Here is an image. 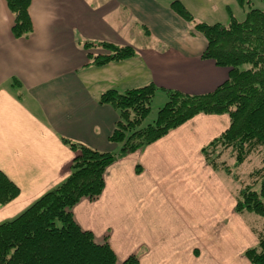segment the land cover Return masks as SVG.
I'll return each instance as SVG.
<instances>
[{
	"label": "crops",
	"instance_id": "0c3cea01",
	"mask_svg": "<svg viewBox=\"0 0 264 264\" xmlns=\"http://www.w3.org/2000/svg\"><path fill=\"white\" fill-rule=\"evenodd\" d=\"M172 1L31 0L33 31L16 37L14 14L0 0V170L20 188L0 208V223L69 176L78 152L62 137L120 150L109 140L119 113L100 103L104 91L154 83L158 110L163 88L202 94L228 78V68L203 58L206 37ZM193 2L183 0L195 21L221 22ZM86 41L132 45L136 54L98 65L89 52L107 51L88 50ZM229 125L227 113H200L118 159L101 195L73 206L75 220L107 239L119 260L134 253L139 264H253L245 252L259 241L254 217L236 211L230 184L202 153Z\"/></svg>",
	"mask_w": 264,
	"mask_h": 264
},
{
	"label": "trees",
	"instance_id": "16d2710c",
	"mask_svg": "<svg viewBox=\"0 0 264 264\" xmlns=\"http://www.w3.org/2000/svg\"><path fill=\"white\" fill-rule=\"evenodd\" d=\"M7 3L14 14L13 34L28 36L33 31L31 0ZM171 6L187 21L195 22V28L207 39L203 58L228 68V78L202 94L163 88L167 101L147 124L160 87L149 83L125 91H104L100 103L110 104L119 113L109 140L120 144V150L100 151L62 137L78 152L71 173L19 215L0 223V264H139V256L134 253L119 260L107 239L98 242L93 231L77 223L72 208L83 197L96 199L101 195L106 169L115 161L143 149L200 113L230 116L229 127L205 145L202 153L231 188L236 187V211L254 217L250 223L259 241L245 254L253 264H264V6L249 2L245 18L239 20L231 13L228 24L195 21L183 0H173ZM83 47L107 51L89 52L98 65L136 54L132 45L106 41H86ZM256 160L253 169L242 175V167ZM19 194V186L0 170V208Z\"/></svg>",
	"mask_w": 264,
	"mask_h": 264
},
{
	"label": "rangeland",
	"instance_id": "374dc122",
	"mask_svg": "<svg viewBox=\"0 0 264 264\" xmlns=\"http://www.w3.org/2000/svg\"><path fill=\"white\" fill-rule=\"evenodd\" d=\"M205 1L206 0H204V4H203V0H194L195 2L194 4V2L191 0V2H193L195 6V10L196 9L201 10V12L198 11L199 14H205L208 16L210 21L217 20V21H221V23L223 22V24H228L230 22L231 13L234 16H236L237 19L243 20L246 16V13L249 10V2H251L255 7L262 8L264 6V0H243V3L241 0H213L212 2H210L209 5H207ZM215 6L217 9L216 11L212 12V9L208 10V8H212ZM158 106L156 102L155 104L152 105V110L150 114L147 116L145 120V124L152 122L156 118ZM257 163L258 160L250 164L246 163V165L242 167L241 170L242 175L244 173L246 174L248 171H251L253 169V165ZM232 191L235 192L236 187L233 186Z\"/></svg>",
	"mask_w": 264,
	"mask_h": 264
}]
</instances>
